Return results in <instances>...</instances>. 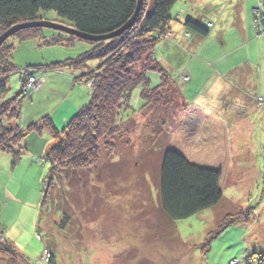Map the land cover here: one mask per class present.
Wrapping results in <instances>:
<instances>
[{"label": "rangeland", "instance_id": "rangeland-1", "mask_svg": "<svg viewBox=\"0 0 264 264\" xmlns=\"http://www.w3.org/2000/svg\"><path fill=\"white\" fill-rule=\"evenodd\" d=\"M178 4L185 14L179 12L174 22L181 23L186 20L191 4L188 0ZM253 6L256 9L252 10L254 17L248 13ZM263 6L264 0H222L212 9L200 8V17L193 20L199 21L198 18L205 15L210 17L207 20L211 25H206V19L200 22L208 30V37L204 41L194 34L186 35L189 39L193 37V46L195 41L203 43L204 50L199 55L194 48L182 52L180 69L186 75L180 82L187 83L183 95L195 91L199 83L200 76L192 82L187 73L200 74L196 65L191 66V56L207 63L213 55L208 53L216 45L220 48L218 55L227 62L232 59L234 65L237 60L247 61L256 64L259 72L258 98L256 95L248 97L255 99L258 109L243 114V121L236 126L230 124L233 159L224 182V198L215 209L176 221L170 228L162 223L156 210L153 179L160 159L156 148L161 140L151 128H135L137 121L146 124L140 111L135 114L142 105L138 88L120 100L113 126L105 124L103 112L100 116L95 113L93 117L96 116L97 122H92L97 107L92 110V105L91 110L85 112L88 133H93L91 140L98 148L97 158L93 165L86 164L82 172H77L83 185L76 194L77 199L67 198L66 205L60 202L55 207L56 203L53 209L43 205L50 179L55 180L45 158L54 145L53 132L49 128L30 131L28 127L40 126L44 118H49L61 131L75 116L60 124L57 116L65 107L64 102L60 95L51 93L53 84L48 82L45 91L21 92L23 100L18 125L24 139L14 150L20 153L19 161L13 166L12 155L0 152V233L6 240L0 236V243L5 244V247L0 245V264H264V14L260 13ZM239 13L244 18L242 28ZM40 18L57 25H69L53 12L41 13ZM38 35L37 39L18 41L11 37L6 41V45L14 48L10 64L15 73L8 78V83L4 79L9 91L6 95L0 94V107L20 93L26 70L74 59L86 47L77 39L68 44L69 36L56 30L43 28ZM172 37L173 34H166L163 38ZM7 63V60H0L2 66ZM96 63L92 61L86 65L83 77ZM139 70L137 66L135 71ZM42 75L45 73H37V76ZM73 76L78 78L81 73ZM170 79L169 85H173L176 81L173 77ZM1 85L4 84L0 81ZM80 85L77 92L72 91V95L76 94L71 102L77 105V110L85 107L92 96L91 83L86 85L83 81ZM232 94L238 97L233 90ZM162 96L164 98V94ZM179 100V94L170 100L175 114L181 108ZM151 113L147 116L152 126L159 113ZM228 144L230 150V142ZM62 190L56 179L50 190L54 199L62 197ZM57 208L64 210L65 215ZM228 222L234 224L212 240L205 252L206 239Z\"/></svg>", "mask_w": 264, "mask_h": 264}, {"label": "trees", "instance_id": "trees-1", "mask_svg": "<svg viewBox=\"0 0 264 264\" xmlns=\"http://www.w3.org/2000/svg\"><path fill=\"white\" fill-rule=\"evenodd\" d=\"M179 1L142 0L132 27L110 39L90 42L65 34L69 36L67 42L70 45L75 39L86 44L85 52L73 60L26 70L21 80L20 93L2 104L0 152L11 154L12 165L15 166L20 159V153H15L14 150L24 139L18 125L22 93L34 94L41 88L40 86L37 91L30 89L24 91L27 77L42 79L44 76H37V73L68 69L81 73L75 80L84 81L86 85L92 84L89 103L82 107L61 131L52 125L49 118H44L40 126L28 127L30 131L42 128L52 130L54 145L47 151L45 158L50 164L53 178L59 180L62 191L67 194V197L63 196L62 192L61 200L54 199L50 190L55 180L51 178L42 201L43 205H49L53 209L56 203L55 207L59 206L60 202L66 205L67 198L77 199L76 194L83 187L77 172H82L86 164L94 163L97 158L98 148L93 146L94 141L91 140L93 133H88L85 112L91 110L90 107L93 105L92 110L94 107L97 108L92 117L95 113L100 116L103 112L106 114L103 118L105 124L113 126L118 116L120 100L137 88H140L141 116L146 121L144 127L151 128L154 135L161 140L159 147L156 148L160 159L153 179L156 189V210L162 223L170 228L174 226V222L214 209L222 202L224 182L231 161L227 127L221 119L200 107L192 105L187 109L177 83L183 77L181 71L177 75H168L154 54L160 41L164 40L163 37L171 34L169 26L178 17L176 13L173 18V9ZM137 2L138 0H0V36L17 25L48 22L41 19L40 14L53 12L59 19L69 24L64 25L65 27L92 37H106L119 31L131 20ZM263 10H260V13L264 14ZM183 26L189 33L201 37L208 36V30L199 22L186 19ZM42 29L21 30L9 38L16 37L18 41L37 39L40 38L38 34ZM6 41L0 46V60L8 62L7 66L0 64V81L4 84L0 86L2 95L8 94L9 91L8 87L6 89L5 80L7 79L8 83V78L15 73L10 64L14 48L6 45ZM92 61L98 63L93 64V70L87 71L88 75L83 77L86 65ZM137 66L140 68L139 71H135ZM152 73L160 78V83L156 87L150 86L148 75ZM172 77L176 82L169 85ZM178 94L181 98L179 100L181 108L175 114L170 100ZM163 101L166 102L163 104ZM150 113L151 115L159 113L157 117L153 115L157 119L152 126L151 119L148 121L147 116ZM94 121L97 122L96 116L92 118V122ZM215 138L217 145L213 142ZM105 149L107 152V148ZM57 210L65 215L64 210L59 208ZM234 219L238 218L234 216ZM232 224L234 223H223L220 230L206 239L205 252H208L212 240ZM0 236L4 239L2 233ZM0 245L5 247V244Z\"/></svg>", "mask_w": 264, "mask_h": 264}, {"label": "crops", "instance_id": "crops-1", "mask_svg": "<svg viewBox=\"0 0 264 264\" xmlns=\"http://www.w3.org/2000/svg\"><path fill=\"white\" fill-rule=\"evenodd\" d=\"M220 1L222 0H204L200 3H197L194 0H188L191 6L188 14L186 15V19H195L194 17L199 16L198 13L200 11V8H203L204 10L212 9ZM252 9H250V11L248 12L251 16H253ZM181 11H183L185 14V10L182 9V7L177 3L173 9V18L174 16H176V13L179 14V12ZM239 15V26L240 28H242L244 27V18L242 17L241 13H239ZM209 18L210 17L208 15H205L204 18H198L199 21L196 22L200 23L201 21H203V19L207 20ZM183 23L184 21H182L181 23H177L174 21L171 22L169 26V32L173 34V37L167 40L165 39L163 40V42L159 43L157 47V53L155 55V58L159 65L168 73V75L171 76L177 75V73L181 71L180 68L181 66H183V63L181 62V59L183 57L182 52L185 53V49L194 48L197 55H199L204 50V44H200L199 41H195V44L193 46V37L189 39L186 37V35L189 36L190 34L194 33L187 32V30L183 26ZM206 23V25H211L210 23H208V20L206 21ZM174 31H176V33ZM195 35L197 37H201L197 34H194V36ZM202 38H204L203 40L205 41L206 37ZM221 45L223 44L221 43ZM85 50L86 49L83 48V52H85ZM219 50L220 48L217 45L212 47V52L208 53V55H213L211 56V61L207 63H205L202 58H198L195 55L191 56V66L193 64L196 65L197 70L200 72V74L196 75V73H194L193 71H191L190 73L187 71V73L188 75H190L192 82L195 81L198 76H200V78L199 83H197V85L195 86L196 90L189 91L188 94L183 95V102L186 104L187 109H189L192 105L200 107L207 113L216 116L225 123L228 132V142H230V156L232 163L233 150L231 144L232 137L230 124L232 123L233 126H236L237 123L239 124V122L243 121V114L245 116L249 113L250 109H252V112H255V110L258 109V106L254 101L255 99L250 100L248 97H255L254 95H256L258 98L260 82L257 76L259 75V72L255 68L256 64H252L247 61L237 60L234 65L232 59H229V62H227L225 60L226 58L218 55ZM188 59L189 58H187V60L185 59L186 63ZM67 60L61 62H65ZM67 71L73 72L64 69L56 72L45 73V75H43L44 78H42L43 84L37 91V93L40 91H45L47 89L46 84L48 82H52L53 88L51 89V93L54 95H60L61 101L64 102L65 106L57 116L60 124L62 125L65 123V121H68V119H70L69 117H72V115H75V113L79 111L76 108L77 105L75 103H72L71 101L72 99H74L77 90L82 86L80 85L82 84V81L75 80L77 76H73L77 72H73L72 74L67 75L65 74V72ZM184 72L181 73L182 76L186 75ZM203 72L204 74L202 76ZM148 78L151 87H156L159 85L160 78L156 74H149ZM180 81L181 80L177 81V83L179 84V89L181 91H185V86L187 85V83ZM242 84L249 88L242 86ZM138 89L140 90V88ZM73 90H76L74 95H72ZM232 90L238 93V97L232 94ZM244 99H247L246 102H244ZM248 99L250 101H248ZM189 101H191L192 103H189ZM140 108L141 105L135 112L136 115L139 114ZM134 125L135 128L140 127L144 130L147 129L146 127H144V122L141 121H137ZM213 142L215 143L214 145H217V138H215Z\"/></svg>", "mask_w": 264, "mask_h": 264}, {"label": "water", "instance_id": "water-1", "mask_svg": "<svg viewBox=\"0 0 264 264\" xmlns=\"http://www.w3.org/2000/svg\"><path fill=\"white\" fill-rule=\"evenodd\" d=\"M141 4H142V0H138L137 2V6H136V10L135 13L133 15V17L131 18V20L124 26L122 27L119 31H117L116 33L106 36V37H92L83 33H80L72 28H68L62 25H57L54 23H50V22H33V23H25V24H21V25H17L13 28H11L10 30H8L7 32L3 33L0 36V46L12 35H14L15 33H17L18 31L21 30H25V29H31V28H47V29H52V30H56L59 32H62L64 34H67L69 36H73L75 38H78L80 40H84V41H90V42H97V41H101V40H106V39H110L113 38L115 36H119L120 34H122L123 32H125L126 30L130 29L140 11L141 8Z\"/></svg>", "mask_w": 264, "mask_h": 264}, {"label": "built area", "instance_id": "built-area-1", "mask_svg": "<svg viewBox=\"0 0 264 264\" xmlns=\"http://www.w3.org/2000/svg\"><path fill=\"white\" fill-rule=\"evenodd\" d=\"M42 82L43 80L40 79V78H37V77H27V82L24 84V91H27V90H32V91H37L40 86L42 85ZM47 255V261H48V258L50 256V254H46Z\"/></svg>", "mask_w": 264, "mask_h": 264}]
</instances>
